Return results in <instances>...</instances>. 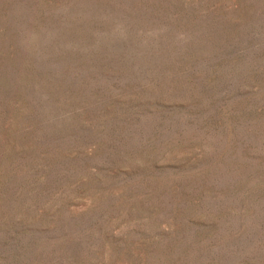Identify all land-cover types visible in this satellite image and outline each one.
I'll return each instance as SVG.
<instances>
[{
	"label": "rangeland",
	"instance_id": "obj_1",
	"mask_svg": "<svg viewBox=\"0 0 264 264\" xmlns=\"http://www.w3.org/2000/svg\"><path fill=\"white\" fill-rule=\"evenodd\" d=\"M0 264H264V0H0Z\"/></svg>",
	"mask_w": 264,
	"mask_h": 264
}]
</instances>
